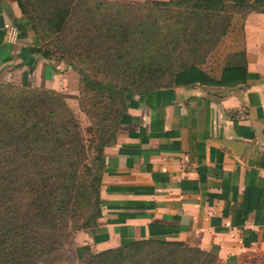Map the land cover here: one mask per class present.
Returning a JSON list of instances; mask_svg holds the SVG:
<instances>
[{
  "label": "trees",
  "instance_id": "trees-1",
  "mask_svg": "<svg viewBox=\"0 0 264 264\" xmlns=\"http://www.w3.org/2000/svg\"><path fill=\"white\" fill-rule=\"evenodd\" d=\"M15 2L26 15L23 1ZM44 9L35 25L21 19V28L33 31L26 52L65 61L78 89L108 102L117 97L119 107L90 157L61 96L0 83V264H55L70 218L79 216L77 228L97 226L102 151L114 141L126 98L242 82V51L226 54L217 79L204 66L234 17L264 13V0H46ZM75 253L86 264H216L213 253L177 240H128Z\"/></svg>",
  "mask_w": 264,
  "mask_h": 264
},
{
  "label": "crops",
  "instance_id": "crops-1",
  "mask_svg": "<svg viewBox=\"0 0 264 264\" xmlns=\"http://www.w3.org/2000/svg\"><path fill=\"white\" fill-rule=\"evenodd\" d=\"M236 17L242 82L126 98L102 151L100 216L81 255L158 239L211 252L216 264H264V13ZM21 19L15 0H0V66L35 61V77L49 61L26 52ZM225 56L207 59L209 76L219 77Z\"/></svg>",
  "mask_w": 264,
  "mask_h": 264
},
{
  "label": "rangeland",
  "instance_id": "rangeland-1",
  "mask_svg": "<svg viewBox=\"0 0 264 264\" xmlns=\"http://www.w3.org/2000/svg\"><path fill=\"white\" fill-rule=\"evenodd\" d=\"M22 1L26 11V15L24 14L22 19L27 18L32 25H35L39 15L45 13L44 8L46 0ZM236 19L237 17L235 16L232 23L233 21H236ZM231 25L232 26L227 31V34L221 39L217 48L210 56V59L213 61L212 63L225 56L226 53H231L232 46L239 45L240 34L238 22H234ZM27 30L29 31L30 36H32L33 31L29 28H27ZM49 41L50 39L43 41L42 45L47 46ZM55 55H57V53ZM38 58L40 57L37 55V59ZM48 61L49 62L43 65V69H40L35 77L33 73L35 61L27 63L25 67H17L13 64L0 66V83L15 88L51 90L61 96L62 100L77 119L82 138L84 140L88 139L89 141L87 143L88 156L91 157L96 153L95 146L100 143L103 137H106V134L104 135V129H107V126L111 124L114 109L117 106L119 107V104L117 105L116 103L118 98L113 97V100L108 102V100L99 97L96 93L85 90L84 88L78 89L77 76L73 67L66 66L65 61H59L54 58H51ZM73 62L76 65L75 59H73ZM205 67L207 69V64ZM68 70L69 72H67ZM92 74L93 73L90 72V75ZM99 77L102 78V76ZM99 134H101V136L97 137ZM91 139L94 140L93 143H90ZM79 223V216L68 220L69 228L67 231V238H65L61 252L57 255V258L62 259L55 264H86V258L79 259L76 257L75 252L78 245L86 241L85 233L89 232L92 228H77L76 226H78ZM87 253H89L88 249L83 252V255H86Z\"/></svg>",
  "mask_w": 264,
  "mask_h": 264
}]
</instances>
